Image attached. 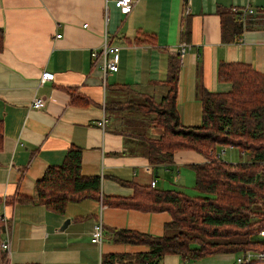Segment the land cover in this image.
Segmentation results:
<instances>
[{
	"label": "crops",
	"instance_id": "1",
	"mask_svg": "<svg viewBox=\"0 0 264 264\" xmlns=\"http://www.w3.org/2000/svg\"><path fill=\"white\" fill-rule=\"evenodd\" d=\"M247 3L259 12L233 41H222L218 10ZM104 30L120 49L117 70L102 79L90 52ZM0 37V243L9 234L8 263L101 264L103 253L145 249L115 243L114 229L161 235L170 220L166 211L108 205L102 196H131L127 182L147 186L152 179L154 188L183 191L194 182L190 165L205 161L180 149L170 164H150L138 137L115 130L124 115L104 105L128 97L119 84L159 100L168 58L177 55L179 120L199 124L197 85L218 92L230 87L217 79L218 62L242 61L264 72V0H133L126 14L113 0H0ZM43 71L53 77L40 83ZM36 97L43 98L39 108L31 106ZM102 117L104 127L97 124ZM146 130L154 138L161 133L152 125ZM70 145L81 149V174L99 176V196L68 201L55 212L34 199L35 182L46 166L62 162ZM97 220L100 244L90 241ZM220 254L217 263H234L237 256ZM207 263L168 254L158 264Z\"/></svg>",
	"mask_w": 264,
	"mask_h": 264
},
{
	"label": "trees",
	"instance_id": "2",
	"mask_svg": "<svg viewBox=\"0 0 264 264\" xmlns=\"http://www.w3.org/2000/svg\"><path fill=\"white\" fill-rule=\"evenodd\" d=\"M218 13L224 42L233 41L256 16L241 20L231 8H221ZM178 72V56L170 55L163 81L166 91L159 100L119 84L116 88L128 97L107 102L104 109L124 115V125L115 130L138 137L152 165L170 164L174 151L180 149L202 154L205 161L190 165L194 187L200 193L190 197L178 189L127 182L133 187L131 196H102L108 205L166 211L170 220L164 223L161 235L114 229L115 243L145 249L103 253L101 264H158L168 254L195 260L213 253L264 251V239L258 236V230L264 227V72L242 61L218 62L217 79L230 87L218 92L197 85L195 92L201 103V121L197 125H184L179 120L175 101ZM150 125L161 130L158 137L147 135ZM219 144L238 147L247 153L246 159L234 163L221 160L214 151ZM80 163V147L70 145L62 162L46 166L36 180L34 199L62 212L68 201L98 198L99 176L82 175ZM233 264H264V260Z\"/></svg>",
	"mask_w": 264,
	"mask_h": 264
},
{
	"label": "built area",
	"instance_id": "3",
	"mask_svg": "<svg viewBox=\"0 0 264 264\" xmlns=\"http://www.w3.org/2000/svg\"><path fill=\"white\" fill-rule=\"evenodd\" d=\"M114 6L121 12L122 14L128 13L133 5V0H113ZM107 8H105V18L107 16ZM231 10L236 13L239 19L243 20L247 15H255L256 10L254 7L250 6L248 3L245 6H232ZM86 26V24H83ZM56 36H60V34H55ZM120 47L118 45L111 44L109 42L108 33L106 30L103 31V37L101 39V44L97 48H93L90 52L91 56V64L93 66L99 67L101 71L102 79L105 78V74L107 71L113 72L118 68V52ZM186 50L185 44H180L177 54L182 56ZM53 73L50 71H43L40 76L39 82H44L47 79H52ZM43 104V98L36 97L31 102V106L34 108H39ZM105 118L102 117L97 124L101 127H104ZM264 153V151H263ZM264 161V160H263ZM155 180L152 179L149 182L150 186H154ZM7 229V228H6ZM7 234L9 233L8 229L5 231ZM103 226L100 220H97L91 230L90 241L93 243L100 244L103 239ZM258 236L264 239V227L258 230ZM9 234L7 237L1 241L0 243V264H9L8 263V254H9ZM253 259L264 260V251H250L245 250L243 252H239V254L235 257L236 263H247Z\"/></svg>",
	"mask_w": 264,
	"mask_h": 264
},
{
	"label": "rangeland",
	"instance_id": "4",
	"mask_svg": "<svg viewBox=\"0 0 264 264\" xmlns=\"http://www.w3.org/2000/svg\"><path fill=\"white\" fill-rule=\"evenodd\" d=\"M215 154L218 155V157L223 160V161H227V162H238V161H242L244 159H246L247 157V153H243L238 147H230L229 145H216L215 146ZM170 189V188H169ZM183 190V192L185 194H187L190 197H194L196 195H198L200 192L197 191V189L194 187V182L190 183L189 185H186L185 188H181ZM264 225V223H263ZM239 252H233L230 253V257L234 256V255H238ZM224 254H220V253H213V254H209V255H205L202 258L199 259H195L196 261H202V262H206L208 261L207 264H233L232 261L230 263H217L214 261V259L219 258L220 256H222ZM211 261V262H210Z\"/></svg>",
	"mask_w": 264,
	"mask_h": 264
},
{
	"label": "water",
	"instance_id": "5",
	"mask_svg": "<svg viewBox=\"0 0 264 264\" xmlns=\"http://www.w3.org/2000/svg\"><path fill=\"white\" fill-rule=\"evenodd\" d=\"M67 222H68V220L66 219V220L63 222V226H64V224L67 223Z\"/></svg>",
	"mask_w": 264,
	"mask_h": 264
}]
</instances>
